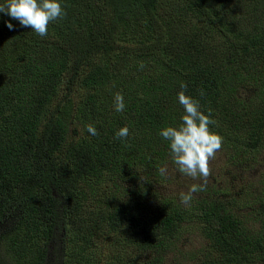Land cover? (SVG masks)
I'll return each instance as SVG.
<instances>
[{
  "label": "trees",
  "instance_id": "trees-1",
  "mask_svg": "<svg viewBox=\"0 0 264 264\" xmlns=\"http://www.w3.org/2000/svg\"><path fill=\"white\" fill-rule=\"evenodd\" d=\"M58 2L66 16L43 38L0 13V219L18 211L8 261L264 264V173L195 211L151 186L182 90L210 110L233 166L264 167V0ZM187 222L198 251L176 244Z\"/></svg>",
  "mask_w": 264,
  "mask_h": 264
},
{
  "label": "clouds",
  "instance_id": "clouds-1",
  "mask_svg": "<svg viewBox=\"0 0 264 264\" xmlns=\"http://www.w3.org/2000/svg\"><path fill=\"white\" fill-rule=\"evenodd\" d=\"M0 13L18 21L21 27L30 28L42 38L47 36L48 25L51 22L66 16L58 0H4L0 3ZM6 27L14 30L11 22H6ZM186 88L187 85L182 82L181 89ZM203 94L201 91L200 95ZM178 101L184 110L180 125L166 127L160 131V135L169 142L170 157L176 169L193 180L201 181L199 184L191 185L187 192L179 194L180 203L190 207L193 194L203 192L207 188L211 175L209 162L215 159L216 153L222 148L223 137L210 130L209 126L217 124V121L211 118L210 110L208 115L200 110L198 100L185 95V91L182 90L178 93ZM113 107L116 112L124 111L122 94H115ZM86 130L92 136L98 135L92 124H88ZM128 135L129 129L123 127L116 132L115 137L126 139ZM158 171L160 175L165 176L168 169L162 166Z\"/></svg>",
  "mask_w": 264,
  "mask_h": 264
},
{
  "label": "rangeland",
  "instance_id": "rangeland-1",
  "mask_svg": "<svg viewBox=\"0 0 264 264\" xmlns=\"http://www.w3.org/2000/svg\"><path fill=\"white\" fill-rule=\"evenodd\" d=\"M244 96L250 95V91L243 93ZM73 124L69 123L67 129L68 134L71 133ZM171 157H168L165 163L162 166H166L168 171L165 176L160 175L159 171L157 174L151 178L152 191L159 194L161 197H171L174 198L181 206L179 194L181 192H187L189 187L193 184L201 183L200 180H193L190 177H187L181 174L176 166L173 165V162L170 160ZM264 159V156H263ZM161 166V167H162ZM209 167L211 169V175L208 178L207 188L203 192H197L193 194V199L190 203V209L195 211L198 207V203L193 200H202L211 197L212 200H219L215 197L213 191L224 190L227 194V198L236 197V193L240 194V189L242 184L252 183L255 178H257L260 173H264V167H258L253 169H242L243 167L233 166V160L228 158V153L225 149L221 148L217 153L216 157L213 160H210ZM151 170H149L150 172ZM153 172V171H151ZM155 172V171H154ZM144 175V173H143ZM10 210V209H9ZM241 213H244V210L241 209ZM238 213V210H236ZM18 211L10 210L5 216H2L0 219V264H12L8 261L5 252L2 250L4 243H6L7 232L14 225L15 220H17ZM192 222H187L183 234L176 240L178 249H183V251H192L200 250L201 246L204 245V239L200 235L199 231L196 228L192 227ZM106 249L100 244L97 243L95 246V251ZM89 250H92L90 248ZM177 254V253H176ZM175 256V254L173 255ZM172 256V257H173ZM97 257V256H94ZM101 258V264H118L117 259L114 254L108 255L105 260V256H99Z\"/></svg>",
  "mask_w": 264,
  "mask_h": 264
}]
</instances>
